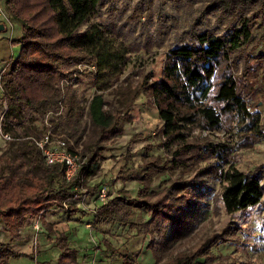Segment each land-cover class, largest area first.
<instances>
[{
  "label": "trees",
  "instance_id": "trees-1",
  "mask_svg": "<svg viewBox=\"0 0 264 264\" xmlns=\"http://www.w3.org/2000/svg\"><path fill=\"white\" fill-rule=\"evenodd\" d=\"M101 1L3 0L4 11L20 25L21 34L11 41L19 45V53L9 62L0 83L1 100L6 106L0 130L11 138L0 156V222L10 236V242L0 241V264H11V259L22 257L35 260V251L21 252L11 244L23 239L20 231L31 220L52 209L67 210L70 215L81 212L68 201L81 188L88 193L96 191L97 186L87 188V182L100 169L102 151L112 136L121 132L120 120L129 119L142 90L153 99L162 121V147L170 158L162 162L159 157L144 155L137 170L117 176L125 182L136 172L145 171L138 179L141 188L135 197L117 195L101 203L93 212L94 221L128 225L134 210H144L149 219L140 224L138 234L150 236L147 249L154 264H212V248L218 243L235 242L236 228L211 232L191 248L171 253L161 261L170 244L195 230L203 211L209 209L206 200H218L228 214L262 202L260 176L234 166L230 145L189 140L188 133L194 128L219 131L222 115L228 114L242 120V127L251 131V140L260 138L259 118L248 111V95L238 83L240 77H246L248 62L242 75L235 72L238 57L252 40L250 25L264 11V0H215L206 11L214 13L222 7L221 13H232L226 32L215 35L193 31L195 23L186 33L187 42L168 50L160 80L152 83L147 74L135 86L120 84L109 92L115 97L113 111L103 92L111 88V78L122 72L130 49L107 28L91 23ZM234 2L241 9L230 8ZM83 64L92 69L81 70ZM80 74L92 77L98 91L89 99L81 98L72 85ZM50 113L54 117L49 125L39 130L34 122ZM48 128H58L55 133L70 140L69 150L84 159L79 171L68 180L58 179L63 166L47 165L33 143L32 138H39ZM202 161L206 164L199 168ZM190 162L195 166L190 170L194 176L160 192L149 189L153 172L181 169L189 173ZM210 179L220 185L216 195L209 187ZM155 234L160 236L161 245H156ZM56 245L60 250L57 264H78L77 251L68 247L63 233H58ZM122 263L139 264L127 255L122 256Z\"/></svg>",
  "mask_w": 264,
  "mask_h": 264
},
{
  "label": "rangeland",
  "instance_id": "rangeland-1",
  "mask_svg": "<svg viewBox=\"0 0 264 264\" xmlns=\"http://www.w3.org/2000/svg\"><path fill=\"white\" fill-rule=\"evenodd\" d=\"M214 1H101L99 12L91 20V23H97L107 28L111 36L122 41L130 49L122 72L117 78H111V88L103 92L105 100L110 103L108 108L111 111L115 108L113 107L115 106V97L109 92L120 84L131 83V86H135L147 74L151 76L150 82L152 83L160 80L168 50L176 45L185 44L187 42L186 33L191 30L195 23L197 25L192 28L193 31H208L215 35L226 32L227 21L232 13L228 14L226 11L224 14L221 13L222 7L216 8L218 12L206 11L207 7L211 6L210 4ZM229 7L236 9V11L241 9L237 2L229 5ZM236 11H234L235 14ZM85 26L81 28L83 29ZM250 30L252 40L238 57L235 73L242 75L245 63L248 62L249 70L246 77H240L238 83L243 87L244 93L248 95L246 99L248 111L254 117L259 118L260 138L251 140L248 136L251 131L242 127L240 118L223 114L221 130L203 131L194 128L188 133V139L207 140L230 145L232 148L230 160L234 166L245 173H255L260 176L264 186V11L253 20ZM79 68L81 70L92 69L85 64L80 65ZM78 77L77 80H72V85L81 98L89 99L98 92L92 83V77L84 74H80ZM60 83L63 84L62 81ZM51 117H54V113L35 121L34 125L39 130H43L45 126L49 125L48 122ZM120 126L121 132L112 136L111 141L106 144L102 151L98 159L101 167L95 175L103 176V185H106L109 194L106 201L117 195L131 197L137 195L141 188L138 179L143 176L145 171L136 172L134 177L126 182L128 186L126 189L124 187L119 190L117 188L112 189L110 181L114 179L113 176L123 175L127 170H137L142 163V156L159 157L162 162L170 158L162 147L160 133L162 121L158 117L152 97L146 94L144 90L140 92L129 111V119H121ZM50 130L52 129L50 128ZM2 134L3 132L0 133V156L6 151L9 141ZM60 136L65 137L64 134H60ZM78 149L82 151V146ZM80 159L84 160L82 157ZM205 164L206 162L202 161L198 167L202 168ZM189 166V171L195 167L194 165L191 166V162L188 164ZM104 176L109 178L108 181ZM188 176H194V171L183 173L181 169H171L153 172L148 183L149 189L160 192L178 180L188 178ZM88 184L87 188H91ZM208 184L213 189V195L219 193L220 185L216 180L210 179ZM80 190L77 199L68 202L77 204L79 200L85 210L96 209L98 207L96 205L100 203L97 199L99 189L94 193H88L85 188ZM112 190L114 191L113 194ZM206 202L210 204L209 209L203 211L204 217L197 224L195 230L189 236L170 244V251L168 250L163 254L161 262L171 253L175 254L191 248L200 238L209 236L211 232L236 228L235 242L218 243L212 248L215 257L212 264H264V195L260 204L233 214L226 213L218 200L216 203L212 199H208ZM63 211L67 213V210ZM84 215L78 218L82 221L78 224L79 227L76 226L68 234L70 242H77L75 245L76 259L79 258L81 264H91L92 262L94 264H123V255H127L132 261L142 264L140 255L143 249L148 247L150 241L149 235L138 234L140 224L149 219L144 210H134L130 215V224L128 225L109 221H93L94 223L90 222L84 228V223L92 221L89 217L87 218L88 213L86 211ZM25 224L27 223L25 222ZM26 227H29V224ZM29 229L32 228L29 227ZM34 231L32 233L33 241L37 243L36 247L38 248V243L44 234L41 233V236L35 238L37 233ZM44 236L46 238V235ZM154 237L156 245H161L160 236L155 234ZM53 238H57V234ZM28 253H32V250H29ZM36 255H39L37 257L39 264L50 262L51 255L48 251L39 252ZM22 259L24 261L19 262V264H32L34 262L27 257H22ZM199 260L202 261V259Z\"/></svg>",
  "mask_w": 264,
  "mask_h": 264
},
{
  "label": "crops",
  "instance_id": "crops-1",
  "mask_svg": "<svg viewBox=\"0 0 264 264\" xmlns=\"http://www.w3.org/2000/svg\"><path fill=\"white\" fill-rule=\"evenodd\" d=\"M21 34V27L18 23L11 20L3 8V0H0V72L3 70L4 67H7L9 62L14 59L17 54L19 53V45L12 44V40L16 39ZM2 96V88L0 85V119L4 114V111L6 109L5 103L1 100ZM101 167V166H100ZM114 179L110 181V185H112L113 188L126 189L127 184L125 182H122L121 180L117 179V176H113ZM106 181H108V177H105ZM89 183V184H88ZM91 183V184H90ZM104 181L103 176H94L93 178L89 179L87 184L90 187L97 186V189L102 188ZM125 186H124V185ZM106 186V185H105ZM121 187V188H120ZM108 190V189H107ZM81 191V190H80ZM79 191V193H80ZM112 190V194H113ZM79 193L77 195H79ZM99 204L96 205L99 206ZM77 206L81 212L76 214H68V212H64L60 209H52L46 212L42 217L39 218V230L37 234L35 235V238L41 236V233L46 235V238L44 235L42 240L38 243L39 247H36V242L33 241V230L29 229V227H24L21 229L20 233L21 236L24 238L21 241H12V246L21 252L28 253L29 250L35 251L39 254V252H49L51 255L50 262H46L45 264H57V259L60 254V250L56 247V238H53L55 234L63 233L67 238V244L69 248L75 249V245L77 242L75 241H69L68 234L71 233L73 229H75L76 226L79 227L78 224L82 223L80 219H78L81 215H84V212L86 211L88 213L87 218L89 217L92 219V221L84 223L83 227L87 226L86 224H89L90 222L94 223V210H85L84 206L82 205L79 200L77 201V204H73ZM89 211V212H88ZM85 216V215H84ZM64 219V220H63ZM36 220L33 219L32 221ZM35 240V239H34ZM0 241L2 242H10V236L7 232L3 229V224L0 222ZM76 250V249H75ZM39 255H35V260L32 264H39L37 262ZM141 259L142 264H154L155 259L153 258V255L149 249L146 247L143 249V252L141 253ZM44 257V256H43ZM78 264H81L79 262V258H77ZM49 260V259H48ZM24 260L22 258L19 259H11V264H19V262H23ZM91 264H94L93 262Z\"/></svg>",
  "mask_w": 264,
  "mask_h": 264
},
{
  "label": "built area",
  "instance_id": "built-area-1",
  "mask_svg": "<svg viewBox=\"0 0 264 264\" xmlns=\"http://www.w3.org/2000/svg\"><path fill=\"white\" fill-rule=\"evenodd\" d=\"M5 69L6 67H4L0 72V83ZM0 133H2L1 130ZM2 135L6 140H11L8 134L3 133ZM32 140L34 145L40 150L41 155L47 165L63 166V171L59 174L58 177L59 180L70 179L81 168L83 161L80 159L78 154H73L69 150V139L58 135L50 129H47L39 138H32ZM108 195L109 194L105 186L97 191V199L101 203L106 202ZM77 196L78 195H75L73 199H77ZM38 220L39 217H37L36 220L30 221V223H28L29 227L35 230V233H37L39 230Z\"/></svg>",
  "mask_w": 264,
  "mask_h": 264
}]
</instances>
